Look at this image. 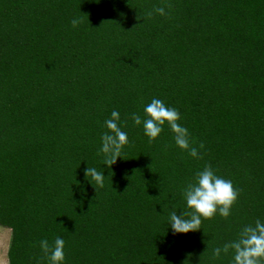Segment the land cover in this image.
Listing matches in <instances>:
<instances>
[{"label":"trees","instance_id":"trees-1","mask_svg":"<svg viewBox=\"0 0 264 264\" xmlns=\"http://www.w3.org/2000/svg\"><path fill=\"white\" fill-rule=\"evenodd\" d=\"M160 6L166 15L144 18ZM153 98L179 111L202 158L176 147L167 124L152 143L134 125ZM113 110L128 144L108 167L98 151ZM205 165L237 201L227 219L173 234L169 214L187 210L182 191ZM257 219L264 0H0L4 264H48L40 241L57 237L63 264H231V250H212Z\"/></svg>","mask_w":264,"mask_h":264},{"label":"clouds","instance_id":"clouds-1","mask_svg":"<svg viewBox=\"0 0 264 264\" xmlns=\"http://www.w3.org/2000/svg\"><path fill=\"white\" fill-rule=\"evenodd\" d=\"M167 7L170 8L171 5ZM154 14L166 15L165 7L160 6L147 11L144 18L151 19ZM71 23L75 28L81 21L73 19ZM143 112V119L139 114H133L131 119L135 126L143 125V133L149 143L156 140L163 131V126L167 124L176 147L186 151L193 158H202L199 149H202L204 145L201 143L199 148L193 146L188 129L179 123L181 116L177 109L166 106L161 99L153 98L144 107ZM119 120V112L113 110L111 117L104 122L107 131L101 136L102 143L98 155H104L103 163L108 167L121 157L123 147L128 144L127 133L122 131L118 124ZM84 175L85 179L90 178L96 186L104 187L105 176L102 171H98L95 167H87ZM182 196L187 210L180 215L173 211L168 217L173 234L197 231L200 229L202 220L212 219L217 214L227 219L232 206L237 201L239 191L233 186L231 180L218 176L211 165H205L184 187ZM64 244V240L60 237H57L52 245H49L46 239L40 241V249L47 258L48 264H63ZM230 250L233 253L231 264H264V222L257 219L254 224L244 226L237 239L225 243L222 248L216 247L212 250V259H218L222 252L227 254Z\"/></svg>","mask_w":264,"mask_h":264},{"label":"rangeland","instance_id":"rangeland-1","mask_svg":"<svg viewBox=\"0 0 264 264\" xmlns=\"http://www.w3.org/2000/svg\"><path fill=\"white\" fill-rule=\"evenodd\" d=\"M8 233H9L8 229L0 228V259L1 260H4L5 258V250H6V245H7ZM4 262L1 263L0 261V264H4Z\"/></svg>","mask_w":264,"mask_h":264},{"label":"crops","instance_id":"crops-1","mask_svg":"<svg viewBox=\"0 0 264 264\" xmlns=\"http://www.w3.org/2000/svg\"><path fill=\"white\" fill-rule=\"evenodd\" d=\"M0 261H1V263H3V262H4V260H1V259H0Z\"/></svg>","mask_w":264,"mask_h":264}]
</instances>
